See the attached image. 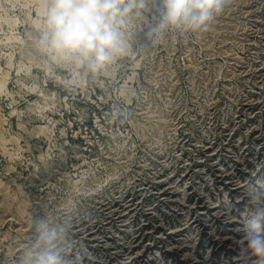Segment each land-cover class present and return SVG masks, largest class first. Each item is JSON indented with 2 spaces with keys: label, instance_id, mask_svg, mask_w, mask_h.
<instances>
[{
  "label": "rangeland",
  "instance_id": "obj_1",
  "mask_svg": "<svg viewBox=\"0 0 264 264\" xmlns=\"http://www.w3.org/2000/svg\"><path fill=\"white\" fill-rule=\"evenodd\" d=\"M143 2L92 73L39 47L51 0H0V264L41 225L59 264H261L264 0L161 31L163 0Z\"/></svg>",
  "mask_w": 264,
  "mask_h": 264
},
{
  "label": "clouds",
  "instance_id": "obj_2",
  "mask_svg": "<svg viewBox=\"0 0 264 264\" xmlns=\"http://www.w3.org/2000/svg\"><path fill=\"white\" fill-rule=\"evenodd\" d=\"M143 0H51L45 12L39 47L54 61L96 73L129 50L130 18L139 15ZM160 24L199 29L220 12L219 0H163ZM264 212L254 219L245 236L248 252L264 264ZM57 232L41 225L38 251L26 264H59Z\"/></svg>",
  "mask_w": 264,
  "mask_h": 264
}]
</instances>
